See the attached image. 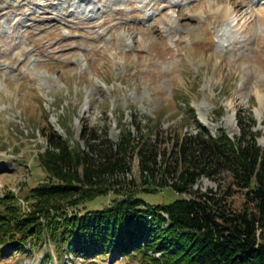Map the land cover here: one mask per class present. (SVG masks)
Instances as JSON below:
<instances>
[{
    "label": "rangeland",
    "instance_id": "obj_1",
    "mask_svg": "<svg viewBox=\"0 0 264 264\" xmlns=\"http://www.w3.org/2000/svg\"><path fill=\"white\" fill-rule=\"evenodd\" d=\"M183 100L209 132L230 137L248 110L264 146V0H0V199L14 195L26 208L28 192L45 180L37 155L47 124L82 147L83 124L108 129L116 142L120 115L192 132L181 122ZM224 187L202 178L193 189L219 196ZM113 198L86 207L100 210ZM142 198L173 200L162 191ZM243 203L239 194L228 199L234 209ZM30 253L0 256V264H141L117 254L66 252L59 260L49 244Z\"/></svg>",
    "mask_w": 264,
    "mask_h": 264
},
{
    "label": "trees",
    "instance_id": "obj_2",
    "mask_svg": "<svg viewBox=\"0 0 264 264\" xmlns=\"http://www.w3.org/2000/svg\"><path fill=\"white\" fill-rule=\"evenodd\" d=\"M182 106L181 122L192 132L149 118L127 124L120 115L116 142L108 129L83 124L82 147L50 124L41 128L46 148L37 161L45 180L28 192L26 208L14 195L0 199V256H31L49 244L59 260L67 252L138 256L141 264H264V146L256 120L248 110L238 114L239 132L230 137L209 132L187 100ZM202 178L224 185L222 194L194 190ZM161 191L171 203L142 198ZM108 194L110 204L88 210L87 203ZM236 194L241 209L228 204ZM53 259L46 253L44 261Z\"/></svg>",
    "mask_w": 264,
    "mask_h": 264
}]
</instances>
